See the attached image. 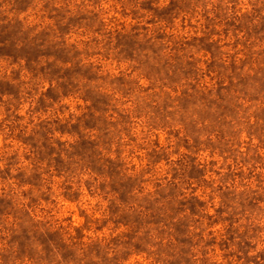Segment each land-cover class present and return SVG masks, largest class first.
<instances>
[{"label": "rangeland", "instance_id": "obj_1", "mask_svg": "<svg viewBox=\"0 0 264 264\" xmlns=\"http://www.w3.org/2000/svg\"><path fill=\"white\" fill-rule=\"evenodd\" d=\"M0 264H264V0H0Z\"/></svg>", "mask_w": 264, "mask_h": 264}]
</instances>
